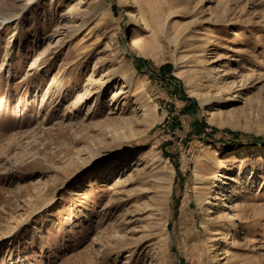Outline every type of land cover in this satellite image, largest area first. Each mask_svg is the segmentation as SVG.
Returning <instances> with one entry per match:
<instances>
[{
	"label": "rangeland",
	"instance_id": "obj_1",
	"mask_svg": "<svg viewBox=\"0 0 264 264\" xmlns=\"http://www.w3.org/2000/svg\"><path fill=\"white\" fill-rule=\"evenodd\" d=\"M0 264H264V0H0Z\"/></svg>",
	"mask_w": 264,
	"mask_h": 264
},
{
	"label": "bare ground",
	"instance_id": "obj_2",
	"mask_svg": "<svg viewBox=\"0 0 264 264\" xmlns=\"http://www.w3.org/2000/svg\"><path fill=\"white\" fill-rule=\"evenodd\" d=\"M131 4H132V3L128 2V3H127V7H128V6H131ZM129 17H130L131 19H134V18H135V15L131 12V13L129 14ZM131 45H132V47H133L134 49H136V50L140 47L139 41L136 40V39H135V40H132ZM137 55L140 56L138 53H137ZM116 96H117V95H116ZM224 113H226V111L221 112V114H224ZM209 115H210V114H209ZM210 116L213 117V113H212ZM210 122H211V123H215L214 119H210ZM261 151H263V150H261ZM261 153H262V152H261ZM248 159H250V157H248V155H247V156H246V155H242V153H240V154H238V155H236V156H234V157H232V158L229 157V158L223 159V160L220 161V163H219V171H220V172H223L224 170H226L227 168H229L231 165H233V164H237V163H243V162H246ZM219 182H220L219 186L216 187L217 190L223 189V187H221V185H222V184H223V185L226 184V183H225V176H222V177H221V181H219ZM220 187H221V188H220ZM216 189H215V190H216ZM217 200H218L219 204L212 203L211 206H216V205L219 206V205H221L222 208L227 206V202H226V200H225L223 194H222L221 196H219V199L217 198ZM209 204H210V203H209ZM210 212H211V211H210ZM231 217H232V216H231ZM232 219H234V218H232ZM234 220H235V219H234ZM233 236H234V234L230 231V232L228 233L227 237H226V240H231V239L233 238ZM218 240H219V238L214 237V238L212 239V242H217Z\"/></svg>",
	"mask_w": 264,
	"mask_h": 264
}]
</instances>
